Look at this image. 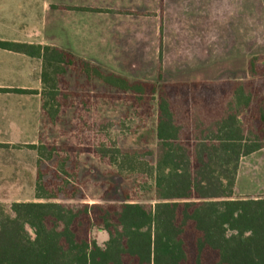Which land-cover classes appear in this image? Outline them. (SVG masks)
I'll return each mask as SVG.
<instances>
[{
    "label": "trees",
    "instance_id": "16d2710c",
    "mask_svg": "<svg viewBox=\"0 0 264 264\" xmlns=\"http://www.w3.org/2000/svg\"><path fill=\"white\" fill-rule=\"evenodd\" d=\"M0 48L41 59L33 94L52 123L70 109L76 118L74 141L28 145L37 155L35 200L0 202V264H264V196H236L243 158L264 149V55L250 59L246 79L147 82L57 46L0 40ZM70 72L82 90L71 88ZM94 80L108 90L91 92ZM94 98L142 118L155 109L156 153L122 148L112 131L126 123L93 121ZM83 155L110 174L141 177L135 187L153 202L129 191L123 202L63 201L79 193ZM94 230L106 233L103 244Z\"/></svg>",
    "mask_w": 264,
    "mask_h": 264
},
{
    "label": "crops",
    "instance_id": "0c3cea01",
    "mask_svg": "<svg viewBox=\"0 0 264 264\" xmlns=\"http://www.w3.org/2000/svg\"><path fill=\"white\" fill-rule=\"evenodd\" d=\"M202 1L0 0V40L57 46L93 62L139 60L154 46L161 54L156 46L214 45L207 25L188 26L189 18L207 20L213 13L188 8ZM41 73V59L0 48V190L35 188L37 155L33 171L28 145L46 115L42 100L33 104V95L40 96L33 90L42 88Z\"/></svg>",
    "mask_w": 264,
    "mask_h": 264
},
{
    "label": "rangeland",
    "instance_id": "374dc122",
    "mask_svg": "<svg viewBox=\"0 0 264 264\" xmlns=\"http://www.w3.org/2000/svg\"><path fill=\"white\" fill-rule=\"evenodd\" d=\"M188 8L194 11L208 9L213 12L208 13L207 20L192 21L189 18L188 26L199 28L207 25L208 33L212 32L207 35V38L212 37L215 41L214 45H161L156 46L163 50L161 54L155 53L154 46L150 48L151 52L148 55H140L139 60L91 62L106 72H114L130 80L147 82L234 81L248 78L250 59L264 55V0H206L194 2ZM235 8L245 10L239 13L232 12L231 10ZM200 37L203 38L204 35L200 34ZM262 63L264 64V60ZM76 76L77 73L70 72L67 74V79L70 81L71 88L76 86L78 90H82L75 82ZM80 81L84 82L85 77L81 76ZM87 87L91 92L108 90L98 80L92 81ZM40 100L39 95H33V104L39 103ZM94 102L90 117L93 121L99 123L109 119L117 123L121 121L126 123V127L116 125L112 131L113 137L122 148H149L156 153L155 109L153 115L142 118L123 103L107 102L100 98H94ZM75 119L73 109L68 110L56 123H52L45 115L44 119H40L37 139L33 143L57 141L61 144L74 141L71 140L70 129ZM127 128L138 129V131L132 134L126 132ZM80 161L79 193L76 199H62L63 201L123 202L126 201L124 192L129 191L131 198L135 201L153 202L152 192L139 191V187H135L138 181H142L141 177L110 174L111 167L92 155H83ZM35 166L36 156L33 150V171ZM0 193H5L3 196L0 195V200H4L0 202L6 204H11L17 199L35 200L34 188L33 190H0ZM236 196H264V149L243 158L236 184ZM93 237L100 244L107 239L106 233L99 230L93 231Z\"/></svg>",
    "mask_w": 264,
    "mask_h": 264
}]
</instances>
